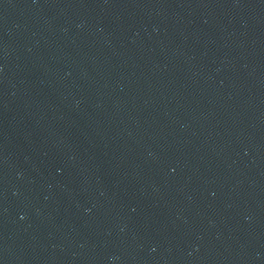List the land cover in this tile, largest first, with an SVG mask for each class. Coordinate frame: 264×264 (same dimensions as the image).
Returning <instances> with one entry per match:
<instances>
[{
	"label": "water",
	"instance_id": "1",
	"mask_svg": "<svg viewBox=\"0 0 264 264\" xmlns=\"http://www.w3.org/2000/svg\"><path fill=\"white\" fill-rule=\"evenodd\" d=\"M0 264H264V0H0Z\"/></svg>",
	"mask_w": 264,
	"mask_h": 264
}]
</instances>
